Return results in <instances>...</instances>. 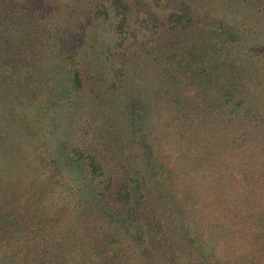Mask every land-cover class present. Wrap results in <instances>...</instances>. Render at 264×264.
Returning a JSON list of instances; mask_svg holds the SVG:
<instances>
[{"label": "trees", "instance_id": "1", "mask_svg": "<svg viewBox=\"0 0 264 264\" xmlns=\"http://www.w3.org/2000/svg\"><path fill=\"white\" fill-rule=\"evenodd\" d=\"M162 1L0 0V264H264V0Z\"/></svg>", "mask_w": 264, "mask_h": 264}, {"label": "rangeland", "instance_id": "2", "mask_svg": "<svg viewBox=\"0 0 264 264\" xmlns=\"http://www.w3.org/2000/svg\"><path fill=\"white\" fill-rule=\"evenodd\" d=\"M165 4H166V0L162 1V7L160 9H157L156 10V13H158L159 15L162 16V18H166V17H169L171 14H172V9L173 7V4H169V6H166L165 7ZM155 11V10H154ZM132 29L135 31V32H138L139 31V24H134V26L132 27Z\"/></svg>", "mask_w": 264, "mask_h": 264}]
</instances>
